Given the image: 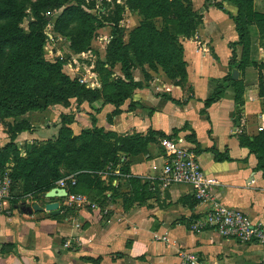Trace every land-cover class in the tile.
I'll return each instance as SVG.
<instances>
[{
  "label": "crops",
  "instance_id": "1",
  "mask_svg": "<svg viewBox=\"0 0 264 264\" xmlns=\"http://www.w3.org/2000/svg\"><path fill=\"white\" fill-rule=\"evenodd\" d=\"M191 3L201 14V22L193 33L180 36L186 70L180 82L159 64L156 68L147 63L133 66L129 77L116 62L111 79L132 82L127 97L117 104L103 103L102 96L92 101L71 97L70 111L62 104L73 130L97 125L122 134L148 135L152 131L146 148L134 154L119 151V159L99 172L97 185L83 178L76 180L70 173L76 182L75 190L70 191L85 193L94 207L65 203L55 196L59 212L44 208L26 212L17 207L23 202L12 192L0 212V264H175L180 247L195 249L202 264H255L264 257V246L257 241H239L210 228L192 230L191 217L207 202L193 197L191 185L164 184L159 177L162 151L156 131L192 135L199 163L216 179L211 194L264 223V167L255 168L258 158L246 144L247 138L264 129V95L258 93L254 65L264 61V45L258 41L256 25L249 24L248 58L235 66L243 56L232 17L237 13L236 3ZM253 3L264 11V0ZM131 10L135 15L130 28L141 19L138 10ZM155 23L160 27L161 17ZM104 58L105 52L99 56ZM234 68L237 76H233ZM90 71L75 77L100 92L101 76L95 67ZM229 75L241 82L240 97H235L237 90L228 83L203 111V100ZM40 201H44V192ZM154 234H165L168 239ZM66 241L68 245H64Z\"/></svg>",
  "mask_w": 264,
  "mask_h": 264
},
{
  "label": "trees",
  "instance_id": "2",
  "mask_svg": "<svg viewBox=\"0 0 264 264\" xmlns=\"http://www.w3.org/2000/svg\"><path fill=\"white\" fill-rule=\"evenodd\" d=\"M237 5V13L232 15L235 21V28L238 32V41L243 44L242 60L235 66L240 65L248 58L250 34L249 24H255L258 29V41L264 45V11L254 7L253 0H232ZM215 4L220 5V2ZM125 6L129 9H136L141 14V19L136 26L129 30V37L123 39L124 27L115 19L113 37L106 46L105 58L97 59V71L101 76L102 88L97 91L93 88L84 86L69 74L61 71L60 63H50L47 65L54 68V72L59 77V83L55 87L46 89L54 92L52 96L56 100L67 104L71 97L78 100L87 99L92 101L102 96L104 102H115L116 104L127 97L130 93L132 82L124 81L120 78H112L113 70L111 67L116 62H120L122 71L131 76L130 68L136 65L147 63L150 67L156 68L159 64L167 75L175 81H181L185 75V61L182 58L183 46L180 40L182 35L193 33L197 25L201 22V14L192 8L191 0H125ZM20 11L16 0H0V53L8 43L13 45L23 44V50L18 63L15 81L27 77L26 68H32L35 63V53L42 47L43 35L37 30L23 32L18 25ZM161 17V25L157 27L155 18ZM171 17V18H170ZM150 32L153 44L145 43V35ZM116 34V35H115ZM158 42V43H157ZM232 56L235 53L233 50ZM60 64V65H59ZM258 69V93L264 95V61L254 62ZM144 73L146 72L143 69ZM31 74H34L32 72ZM42 82V87L48 85L50 77H38ZM224 83L217 85L213 92L203 100V108L216 100L222 92V88L228 83L232 84L237 90L235 97H240L241 82L233 79L230 75L224 78ZM67 85V86H66ZM6 89L13 93L17 85L9 81L0 93V100L7 101V95L3 94ZM68 118V116H67ZM56 140L45 145L43 155H32L27 158H18L15 167L17 173L12 176V191L16 178L22 181L21 190L26 192V180L36 182L34 190H43L56 185V180L70 173H74L77 178H83L87 183L100 184L99 172L109 162L119 159L118 152L126 151L132 154L146 148L147 142L154 134L148 135L141 133L122 134L111 129H104L102 126L92 125L81 128L75 134L68 125V120H63ZM158 137L165 136L160 131H156ZM187 136V135H186ZM158 137L156 141H158ZM193 141L192 135L187 136ZM249 150L254 152L258 158L255 168L264 167V129L258 131L252 138L246 139ZM215 157L218 153L215 152ZM5 160L0 159V165ZM128 169V167H125ZM132 178V176L130 177ZM70 185L68 190L74 189ZM103 187V186H102ZM75 190V189H74ZM77 190V189H76ZM14 194V193H13ZM20 196V193H17Z\"/></svg>",
  "mask_w": 264,
  "mask_h": 264
},
{
  "label": "rangeland",
  "instance_id": "3",
  "mask_svg": "<svg viewBox=\"0 0 264 264\" xmlns=\"http://www.w3.org/2000/svg\"><path fill=\"white\" fill-rule=\"evenodd\" d=\"M16 1L21 14L18 25L25 33L39 31L43 40L42 47L35 53L36 63L32 68L25 69L28 75L24 79L14 80L23 44L13 45L10 42L0 53V93L9 81L17 85L13 93L9 89L4 91L7 101L0 100V159L5 160L0 165V171L6 170L14 177L17 159L43 155L45 145L56 140L64 125L63 120H68L67 116L70 115L65 112L66 108H62V102L52 96L54 92L46 90L59 83L54 68L47 63H60L61 71L72 77L81 73L90 74V69L97 67L93 62L105 52L113 37V29L116 31L113 21L118 18L117 22L124 27L122 36L126 41L129 37L127 30L133 24L132 17L135 15L131 9H126L125 0ZM150 36V32L145 35L147 45L153 44ZM47 76L50 77L48 85L42 87V82L37 78L47 79ZM73 104L68 100L63 105H68L70 111ZM70 131L78 133L72 128ZM26 182L27 191L19 192L23 183L16 178L13 193H20L17 199L23 203L41 202L44 191L34 190L35 181L29 179Z\"/></svg>",
  "mask_w": 264,
  "mask_h": 264
},
{
  "label": "built area",
  "instance_id": "4",
  "mask_svg": "<svg viewBox=\"0 0 264 264\" xmlns=\"http://www.w3.org/2000/svg\"><path fill=\"white\" fill-rule=\"evenodd\" d=\"M162 148L160 178L164 184L187 183L192 186L193 197L207 202V206L197 215L191 217L189 226L199 231L210 228L223 236H231L239 241H257L264 246V223L250 217L242 208L216 199L210 192L216 182L215 177L207 174L198 159V152L192 140L186 135L170 133L158 137ZM75 183L73 174L56 180V185L65 188L64 195L59 196L66 203L77 206L95 203L83 192L68 190ZM12 177L8 171H0V212L5 210L4 201L11 195ZM155 238L167 240L165 234H154ZM68 245V242H64ZM175 264H202L198 252L189 247L178 249ZM255 264H264V257Z\"/></svg>",
  "mask_w": 264,
  "mask_h": 264
},
{
  "label": "water",
  "instance_id": "5",
  "mask_svg": "<svg viewBox=\"0 0 264 264\" xmlns=\"http://www.w3.org/2000/svg\"><path fill=\"white\" fill-rule=\"evenodd\" d=\"M238 75V70L236 68L233 69V76ZM66 192L65 188L59 187L57 185L50 187L48 190L44 192V201L41 202H33V203H22L17 205L18 208L22 209L26 212H31L32 210H41L46 209L51 213L59 212V201L53 199L55 196L64 195Z\"/></svg>",
  "mask_w": 264,
  "mask_h": 264
}]
</instances>
